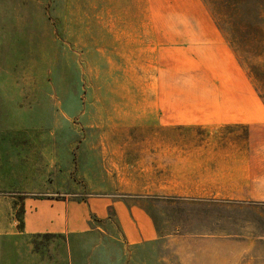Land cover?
<instances>
[{
    "label": "rangeland",
    "instance_id": "1",
    "mask_svg": "<svg viewBox=\"0 0 264 264\" xmlns=\"http://www.w3.org/2000/svg\"><path fill=\"white\" fill-rule=\"evenodd\" d=\"M184 103L264 105V0H0V228L21 227L26 198L78 194L54 180L102 138L175 135L139 117ZM110 194L146 205L157 240L128 244L110 209L85 233L31 237L24 263L264 264V202Z\"/></svg>",
    "mask_w": 264,
    "mask_h": 264
},
{
    "label": "crops",
    "instance_id": "2",
    "mask_svg": "<svg viewBox=\"0 0 264 264\" xmlns=\"http://www.w3.org/2000/svg\"><path fill=\"white\" fill-rule=\"evenodd\" d=\"M143 112L139 118L174 128L176 134L144 136L137 142L102 138L98 158L82 159L75 178L59 174L54 180L56 191L67 188L78 194L26 198L21 227L13 221L11 231L0 228V264H25L24 249L31 237L85 233L97 220L108 218L110 209L128 244L156 241L148 207L118 201L113 192H143L151 199L264 202L263 104H150ZM229 128L235 129V135L244 134L235 136ZM8 182L7 174L0 171V191ZM4 219L0 216V223Z\"/></svg>",
    "mask_w": 264,
    "mask_h": 264
}]
</instances>
